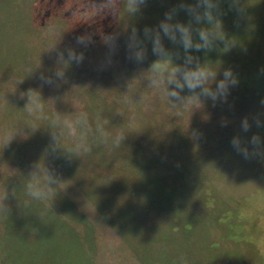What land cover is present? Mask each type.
Here are the masks:
<instances>
[{
	"label": "rangeland",
	"instance_id": "rangeland-1",
	"mask_svg": "<svg viewBox=\"0 0 264 264\" xmlns=\"http://www.w3.org/2000/svg\"><path fill=\"white\" fill-rule=\"evenodd\" d=\"M43 1L0 0V135L6 136L18 131L17 137L22 136L25 143H18L16 147L23 149L27 159L26 162L21 157L19 173L22 177H17L14 183L20 191L15 199H24L26 202L21 201L20 205L24 208L13 216L18 219L22 234L19 241L15 234L16 240H12V245L10 240L8 250L11 252V261L13 264H88V261L90 264H139L112 228L96 213L87 201L85 191L80 188V183L85 178L89 185L99 183V180L83 175L82 169H79L80 176H77L78 170L74 173L61 171L54 165L52 154L57 152L71 159V162L77 158L65 153L72 146L66 135L60 137L54 151L52 132L60 130L50 127L52 119L47 118L45 112L29 116L21 107L16 110L11 107L12 100L8 94L11 76L15 74L21 85L27 75L32 72L37 74L40 68L47 66L44 60L50 55L49 50L55 53L52 48H47L49 45L41 40L40 33L30 28L33 27V22L29 10L35 7L44 12ZM94 1L101 4L104 24L109 26L110 31L114 28L117 31L109 36L112 38L110 42L105 40L93 44L90 54L85 57L94 65L91 68L94 75L116 71L109 81L122 88L135 80V77L127 76L129 69L133 67L128 49L124 47L119 51L121 43L125 42L127 46L132 28L137 29V35L146 48L145 59L142 62L135 60L137 66L134 65L133 68L136 67L140 76L144 70L149 73L147 69L154 73L151 65L159 57L153 54L152 41L145 38L144 29H158L160 22L166 20L165 14L169 12L173 15V23L179 21L187 24L189 16L179 6L195 2L145 0L139 11L131 14L126 0ZM220 12L224 40L217 41L210 51L196 52L193 49L185 53L181 44H173L160 30L164 48L173 57H179L175 63L183 64L186 55L191 54L198 57L206 68L218 70L217 79H223V71L230 68L238 82L229 88V98L226 101H233L226 105L229 107L233 104L231 110L226 111L225 100L222 99L224 103L218 106L219 110L216 108L215 118H212V110L210 112L201 103L190 105L197 101L195 97H191L183 108L188 110L187 115L184 114L186 118L181 117V114L172 118L176 122L188 119L189 127L200 121L210 127L214 122L215 127L211 130L207 127H202L200 131L195 129L196 132H201L202 141L197 140L192 148L194 154L190 158L184 154L180 161H171L169 187L159 188L161 192L157 193L172 199V205L167 207L168 203L164 202L163 207L167 212L165 218L178 219V234L177 241L170 242L167 248L172 254L178 249L184 250L185 257L180 264H264V0H220ZM203 26L206 25L193 23L194 28ZM54 35L56 34L53 32L42 35L59 52V55L51 54L50 58H56L53 63L61 60L60 53L65 52L62 58L69 55L73 46L69 39H53ZM193 39L199 42L195 32ZM102 54L105 58L95 61ZM193 66L194 64L189 65ZM94 81L97 86L101 83L110 85L102 77H97ZM24 85L28 87L27 82ZM149 85L150 93L144 97L146 100L150 98V104H155L160 90L152 82H148L147 87ZM182 95L190 93L185 90ZM201 98L210 100L203 96ZM183 105L173 106L171 103V108L175 110ZM169 114L167 106L160 105V112L156 117L159 121H165ZM245 119L250 125L247 130L243 127ZM29 121H34L35 126ZM257 121L260 122L259 127ZM167 132L168 130L165 131ZM178 132L171 126L168 135ZM186 132L187 135L191 134L190 131ZM254 135L259 136V144L252 143ZM234 137H239L242 147L248 149L247 156L233 147L231 141ZM156 138L163 140V137ZM149 139L151 142L152 139ZM180 140V144L184 145V152L187 148L191 149L192 141L186 142L182 133ZM150 148L152 151L159 148L155 140ZM11 150H6L9 155ZM170 151L174 153L175 149ZM88 161L89 165L95 167L106 166L102 165L103 162L99 164L90 155ZM35 164L40 169L46 164L58 177L60 183L53 199L36 201L27 195L24 187L27 179L24 178L33 171ZM158 179L163 181V177ZM107 199L110 200L108 197ZM212 201L216 202L213 203L215 208L211 206ZM183 209L185 212L181 211ZM188 226L191 228L186 229ZM31 228L36 229L31 234L34 235L32 239L27 235ZM169 232L167 231V235L171 234ZM158 263L163 264L160 261Z\"/></svg>",
	"mask_w": 264,
	"mask_h": 264
},
{
	"label": "trees",
	"instance_id": "trees-1",
	"mask_svg": "<svg viewBox=\"0 0 264 264\" xmlns=\"http://www.w3.org/2000/svg\"><path fill=\"white\" fill-rule=\"evenodd\" d=\"M100 5L94 0H44V12L36 10L35 7L30 8L29 16L34 27L30 26V28L34 32H39L41 40L49 45L47 48H52L55 53L53 54L49 50L50 55L46 56L44 60L47 66L40 68L37 74L32 72L27 75L24 82L28 83V87L23 86L24 82L19 85L20 80L16 78L15 74L11 76L12 82L8 93L12 100L10 104L13 110H16L17 107L24 109L26 99H22L20 94L27 92L29 88L37 89L44 100L46 117L54 119L56 113L60 114L61 121L57 122L60 128L63 127L64 119L74 121L80 111L87 112L89 126L86 129L78 127L75 133H68L65 130V135L67 141L72 145L73 139L78 142V138L84 132L91 144V152L79 155L72 162L71 159L57 152L52 154L54 165L61 171L66 170L73 173L82 169L84 170L83 175L99 180V183L93 182V185H89L88 179L85 178L80 183V188L85 191L87 201L94 207L96 213L112 228L128 250L133 253L139 264H159L158 261L163 264H180L185 257L184 250L178 249L176 253L172 254L167 248L170 242L177 241L176 226L179 221L174 218H165L167 212L163 207L164 202L168 203V207L172 205V199L164 197L157 191L161 192L159 188L169 187L171 161H180L184 154L190 158L194 154L192 148L195 147L197 140L202 141L201 132H196L195 129L200 131L202 127H207L211 130L212 127H215L212 118H215L214 112L216 108L219 110L218 106L224 103V99L221 98L213 102L211 99L205 101L201 98L200 101L197 100L190 104L201 103L210 112L212 110L209 113L213 123L210 127L204 121H200L189 127L188 119L184 120L185 123L184 121H172V118L178 114L186 118L184 114L187 115L188 110H183L185 104L174 110L171 108L168 98L159 88H157L160 91L159 96L157 92L158 98L156 96L155 104L149 103L150 98H148L149 101L146 100L144 96L150 93L151 86L147 87V83L152 81L154 73L147 69L149 73L144 70L143 75L140 76L136 67L133 68L134 65L137 66L134 57H132L133 67L129 69L127 76L135 77V80L125 88L110 83V77L116 71L94 75L91 70L94 65L87 61L85 56L90 54L93 44L104 42L107 37L117 31L116 28L110 31L109 26L104 24ZM50 32L56 34L52 37L53 39L60 40L64 37L69 39L73 45L70 52L76 56L82 55V61L77 63L75 60H69V55L62 58L65 54L62 52L60 53L61 60L53 63V59L56 58H50L51 54L55 56L59 55V52H56L54 45H50L51 41L42 38L43 34L48 35ZM78 37H83L84 42H79ZM124 43L119 45V51L124 47L127 48ZM45 46L44 48H46ZM102 57L105 58L103 54L97 56L95 61ZM96 76L105 78L110 85L106 86L101 83L97 86L94 81ZM48 80H51V83H48ZM226 100L225 106L227 107L226 104L233 100ZM160 105H165L170 110L165 121H159L156 117L160 112ZM231 107L233 104H230L226 111L231 110ZM171 126H174L179 132L168 135ZM56 130L59 129L56 128ZM166 130H168L167 133H165ZM186 131H190L191 134H185ZM104 133L109 134L107 144L102 141ZM181 133L186 137V142L192 141L191 149L187 148L185 152L184 145L180 144ZM120 134L126 137L117 146L113 140ZM156 136L163 137V140L155 139ZM149 138L152 139L151 142H149ZM154 140L159 148L152 151L150 147L154 144ZM18 143H25V139L20 135L7 146H5V136L0 135V196L4 195L7 188L9 195L6 204L11 210L8 216L0 215V264H13L8 245H10V240L11 245L12 240L17 238L19 241L22 234V227L18 224V219L13 218L15 213L24 208L20 205L24 199H15L20 193L17 184H14L15 179L22 177L19 173V164L22 163L23 157L27 162L26 153L23 149L20 150V147L19 149L16 147ZM171 146L175 149L174 153L170 151L173 149ZM8 149H12L11 155L7 153ZM89 155L99 164L103 162L102 165L106 166L89 165ZM28 175L29 173L24 179H27ZM77 176H80V171ZM158 177H163V181H159ZM13 189H15V195L12 194ZM154 195L158 198H155ZM213 203L216 204V202H211V206L215 208ZM184 210L181 211L185 212ZM188 228L191 226L186 227V229ZM35 231L36 229L33 228L28 229L30 232L27 233L28 237L32 239L34 235L31 234ZM167 231H170L171 234L167 235ZM88 264H90L89 261Z\"/></svg>",
	"mask_w": 264,
	"mask_h": 264
},
{
	"label": "clouds",
	"instance_id": "clouds-1",
	"mask_svg": "<svg viewBox=\"0 0 264 264\" xmlns=\"http://www.w3.org/2000/svg\"><path fill=\"white\" fill-rule=\"evenodd\" d=\"M144 4L145 0H126V6L131 14H135L139 11L140 6ZM179 7L189 16L187 24L179 21L173 23V15L169 12L165 14L166 20L160 22L158 29L151 30L147 27L144 29L145 38L152 41L153 54L159 57V59L153 61L151 65L154 70V76L151 81L152 84L162 90L163 95L168 98L173 106L183 105L191 97H195L198 101L201 100L202 96L211 99L213 102L221 98L226 100L230 86H234L238 82L232 70L230 68L225 69L223 71V79H217L218 70L206 68L205 64L199 62L198 57H194L191 54L186 55L183 64L175 63V60L179 57H173L164 48L160 34V30H162L163 34L167 36L173 44H181L185 53H189V50L193 49L196 52L201 50H212L217 41L224 40L223 24L220 19V0H195V2L191 4L182 3ZM173 11H176V9H173ZM193 23L206 26L194 28ZM194 32L198 36L199 42L194 41ZM221 34H223V37ZM77 39L79 42H84L83 37H78ZM111 39V37H107L106 41L110 42ZM127 49L129 52V59L134 57L136 61L142 62L146 57V48L139 39L136 28H132L131 30V36L127 42ZM82 59V55L76 56L74 53L69 52V60H75L79 63ZM193 64V67H189V65ZM41 79H43V77H41ZM47 82L51 83V80ZM185 90H187L190 95H182ZM20 95L22 99H26L24 110L29 116L44 112L45 104L39 90L29 88L27 92H22ZM37 119H40V117L37 116ZM58 121H61V117L59 113H56L50 124L51 128L60 130L59 132H52L51 139L53 141L54 151L55 146L60 141V137L65 134V130H67L68 133H75L78 127L86 129L89 126L88 113L85 111H80L74 121L64 119L62 128L59 127ZM29 123L35 126L34 121H29ZM249 126L247 119H245L243 121L244 129L247 130ZM257 126H260L259 121H257ZM17 132L18 131L6 134L5 146L9 145L17 137ZM103 136L104 139L102 141L107 144L109 134L104 133ZM125 137L126 136L123 134L117 135L113 143L119 146ZM259 142V136L254 135L252 137V143L259 144ZM231 143L238 152H242L245 156L248 155V149L242 147L239 137H234ZM89 152H91V144L89 143L87 135L82 132L78 138V142L73 139L72 146L65 153L69 157H78L79 155ZM59 183L60 181L54 171L46 164L43 169L38 168V164H35L33 166V171H31L27 177V182L24 187L27 195L32 200L48 201L57 195L55 189ZM12 194L15 195V189L12 190ZM8 195L9 192L6 188L4 195L0 196V215L3 216H8L11 212L6 204Z\"/></svg>",
	"mask_w": 264,
	"mask_h": 264
}]
</instances>
